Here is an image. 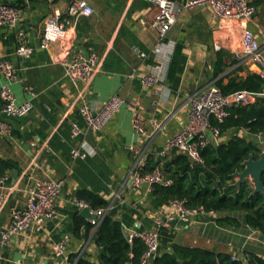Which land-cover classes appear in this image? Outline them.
I'll use <instances>...</instances> for the list:
<instances>
[{
  "label": "crops",
  "instance_id": "obj_1",
  "mask_svg": "<svg viewBox=\"0 0 264 264\" xmlns=\"http://www.w3.org/2000/svg\"><path fill=\"white\" fill-rule=\"evenodd\" d=\"M4 1L21 6L23 14L15 26L0 24V57L8 59L18 73V80L11 84L18 100L30 98L33 109L23 117H4L12 133L0 134V162L8 163L6 168L0 163V170L8 176L2 187L8 201L0 209V231L8 225L11 211L25 205L28 189L36 180L63 179L64 183L55 202L56 219L46 221L38 230L33 228L10 237L0 247V264H65L52 253L53 245L65 235H70L67 255L85 251L97 261L94 229L86 240L73 236V217L81 210L72 203V198L80 189H88L109 202L108 211L121 222L125 235L131 231H156V256L170 251L174 243L235 254L241 259L248 248L259 251L255 244L264 241V237L258 231L244 224L237 228L220 226L216 223L217 214L200 215L190 223L176 218L168 225L158 226L155 211L166 201L154 196L146 185L137 189L128 186L136 161L144 170L149 163L154 165L165 140L187 123L188 97L192 93L236 70L242 76L258 73L256 65L235 54L240 38L237 22L219 27L208 5L180 10L166 36L172 50L164 87L156 93L140 82V76L148 73L155 63L153 47L157 35L152 20L157 10L150 2L86 0L94 13L73 20L72 44L85 52L92 49L100 67L89 81L72 82L55 61L60 43H52L49 50L39 46L45 18L52 13L66 18L71 0ZM262 6L264 2L259 8ZM259 12L248 26L261 39L264 29L256 22ZM214 43H219L221 49L215 50ZM18 44L31 45L34 52L20 58L14 53ZM138 51L145 56L139 57ZM219 51L225 53L222 60L225 67L215 74ZM227 80L224 77V82ZM3 82L0 77V84ZM27 86L33 95L25 89ZM112 94L123 99L121 107L101 131L88 129L79 111L81 95L92 108L98 109ZM136 112L142 118L144 133L132 127ZM72 123L78 126L76 134L72 133ZM234 133V130L223 132L220 142ZM238 133L246 135L244 130ZM74 148L88 152L73 159Z\"/></svg>",
  "mask_w": 264,
  "mask_h": 264
},
{
  "label": "built area",
  "instance_id": "obj_2",
  "mask_svg": "<svg viewBox=\"0 0 264 264\" xmlns=\"http://www.w3.org/2000/svg\"><path fill=\"white\" fill-rule=\"evenodd\" d=\"M155 6L157 12L152 20L157 35L153 47L155 63L148 73L140 76V82L144 87H150L158 93L164 87L165 69L169 60L172 43L166 40L170 27L176 21L177 15L182 9H188L199 5H208L212 10L213 18L218 22L219 27L230 26L229 23L237 22L240 29L239 49L235 52L239 59L251 61L258 68V73L264 78V35L257 38L249 28L248 22L256 15L257 9L252 3L253 0H185L177 3L174 0H146ZM94 13V8L86 0H71L66 10V18H60L58 13H52L45 18L40 48L49 50L54 42L60 43L59 52L55 54V61L60 64L65 75L72 82H85L94 75L100 67L97 54L88 49H75L72 38L75 32L74 22L82 15L88 16ZM23 14L22 7L0 0V24L15 26ZM70 17V18H68ZM72 18V21L70 20ZM215 50H220L221 45L214 43ZM34 52V47L27 44H18L14 53L20 58H27ZM138 56L143 58L144 52L138 51ZM0 77L4 82L0 84V134L11 136L12 127L4 120V117H23L33 109L30 98L18 100L11 84L18 80V73L14 65L6 58L0 57ZM25 89L33 95L31 87ZM256 100L254 93L246 90L224 94L215 85L211 84L200 92L192 93L188 97L189 110L188 121L176 133L168 137L162 148L158 151L159 162L152 171L142 173L136 161L130 171L128 186L137 189L146 185L152 190L153 185L158 184L169 187L174 180L168 177L164 171L163 161L172 152L185 154L191 161H201L200 150L209 144H218L221 138L219 127L212 124V118L218 122L224 120L228 115V108L234 105H248ZM79 111L82 114L86 127L92 131L99 132L111 120L113 115L123 104V99L118 94H112L98 109L92 108L81 95ZM155 124V121H153ZM72 133L79 132L76 123H72ZM132 127L138 133H144L142 118L138 112L132 119ZM130 150L137 153L134 146ZM80 148L71 151L73 159L84 157L87 154ZM8 176L0 174V209L7 203L8 195L2 192ZM63 179L36 180L28 189V198L22 208L13 209L10 213V220L6 227L0 231V247L5 245L10 237L23 233L26 230L42 228L46 221H52L57 217L56 200L62 192ZM72 203L77 209L88 208L92 217L88 221L97 226L108 208L90 209L88 203L74 196ZM210 214L216 215L213 210H206L202 206L190 207L186 199L174 198L166 201L164 205L156 209L155 222L158 226H165L173 219L190 223L197 216ZM140 238L145 244V250L141 255L142 264H151L156 257L158 249V234L156 231H131L126 234L129 243L134 238ZM70 241V235H65L52 247V253L62 259L65 264H70L68 255L65 253L66 245ZM233 258H238L232 254Z\"/></svg>",
  "mask_w": 264,
  "mask_h": 264
},
{
  "label": "trees",
  "instance_id": "obj_3",
  "mask_svg": "<svg viewBox=\"0 0 264 264\" xmlns=\"http://www.w3.org/2000/svg\"><path fill=\"white\" fill-rule=\"evenodd\" d=\"M261 2L264 0L252 1L254 5ZM223 55L225 53L219 51L215 74L224 70ZM224 77L228 79L226 82ZM224 77L215 81L222 93L246 90L254 93L256 100L252 104L229 107L228 115L221 122L212 118V124L219 127L221 134L227 130H234L235 133L226 141L202 148L201 161L194 162L185 154L172 152L164 160L163 167L166 175L173 178L174 184L169 187L155 184L152 194L164 201L184 198L190 207L202 206L216 212V223L220 226L237 228L244 224L264 237V195L260 192L252 194L253 185L247 179L236 186L233 176L236 170L242 169L241 163L249 154L257 158L263 150L257 145L256 137L264 135V78L256 72L242 76L238 70ZM240 130H244L246 135H240ZM159 160L154 165L149 163L148 168L141 169V172L152 171ZM0 163L5 168L8 165L7 162ZM3 172L0 170V174ZM262 181L264 184V173ZM76 197L86 201L90 209L109 206L105 198L88 189H80ZM93 229V240L98 247L97 261H93L84 251L69 254L70 264H142L144 242L136 237L129 243L121 222L109 211L97 226L79 213L73 217L75 238L86 240ZM243 255L244 259L233 258L230 253L174 243L170 251L156 256L152 264H182L183 260H190L193 264H264V254L260 251L248 248Z\"/></svg>",
  "mask_w": 264,
  "mask_h": 264
},
{
  "label": "water",
  "instance_id": "obj_4",
  "mask_svg": "<svg viewBox=\"0 0 264 264\" xmlns=\"http://www.w3.org/2000/svg\"><path fill=\"white\" fill-rule=\"evenodd\" d=\"M261 95V94H259ZM242 169L236 170L233 176L236 178L234 184L240 186L246 179L253 185L252 194L260 192L264 195V184L262 181V174L264 173V149L254 158L253 154H249L248 158L242 161ZM81 216L89 218L92 217L88 208H83L80 211ZM182 264H193L190 260H183Z\"/></svg>",
  "mask_w": 264,
  "mask_h": 264
},
{
  "label": "rangeland",
  "instance_id": "obj_5",
  "mask_svg": "<svg viewBox=\"0 0 264 264\" xmlns=\"http://www.w3.org/2000/svg\"><path fill=\"white\" fill-rule=\"evenodd\" d=\"M259 5L260 4L254 5L257 10H260V12L258 13V17L256 18V22L258 23V25L260 26L261 29H264V7L262 6V9H260L261 6L259 8ZM256 143H257V145L260 148L264 149V135L263 136L256 137ZM255 246L257 247V249L259 251H261L264 254V241L263 240L257 242L255 244Z\"/></svg>",
  "mask_w": 264,
  "mask_h": 264
}]
</instances>
